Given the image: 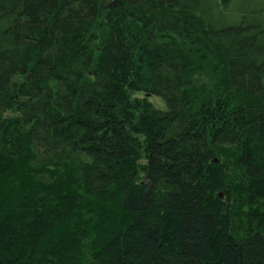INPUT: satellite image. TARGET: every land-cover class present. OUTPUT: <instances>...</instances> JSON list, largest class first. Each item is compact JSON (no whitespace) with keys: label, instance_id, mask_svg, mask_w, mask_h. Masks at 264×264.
Wrapping results in <instances>:
<instances>
[{"label":"trees","instance_id":"obj_1","mask_svg":"<svg viewBox=\"0 0 264 264\" xmlns=\"http://www.w3.org/2000/svg\"><path fill=\"white\" fill-rule=\"evenodd\" d=\"M0 264H264V0H0Z\"/></svg>","mask_w":264,"mask_h":264},{"label":"rangeland","instance_id":"obj_2","mask_svg":"<svg viewBox=\"0 0 264 264\" xmlns=\"http://www.w3.org/2000/svg\"><path fill=\"white\" fill-rule=\"evenodd\" d=\"M243 2H247L250 0H241ZM252 1H259V0H252ZM217 79L214 72L209 71L207 68L203 67L202 70L198 71L197 73L193 74L192 81L194 83L195 89H198L200 94H203L204 90H210L211 87L214 84V81ZM133 98L143 99L145 97H148V99L157 107L160 109L166 108V105L164 101L155 95H146L144 93H133ZM204 97V95H203ZM213 97V96H212Z\"/></svg>","mask_w":264,"mask_h":264}]
</instances>
